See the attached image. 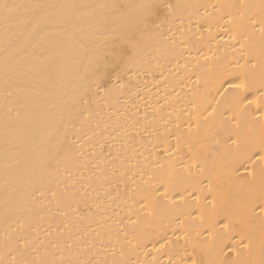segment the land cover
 Instances as JSON below:
<instances>
[{"label":"bare ground","instance_id":"bare-ground-1","mask_svg":"<svg viewBox=\"0 0 264 264\" xmlns=\"http://www.w3.org/2000/svg\"><path fill=\"white\" fill-rule=\"evenodd\" d=\"M0 264H264V0H0Z\"/></svg>","mask_w":264,"mask_h":264},{"label":"rangeland","instance_id":"rangeland-1","mask_svg":"<svg viewBox=\"0 0 264 264\" xmlns=\"http://www.w3.org/2000/svg\"><path fill=\"white\" fill-rule=\"evenodd\" d=\"M93 74H103L99 68H96L93 72Z\"/></svg>","mask_w":264,"mask_h":264}]
</instances>
